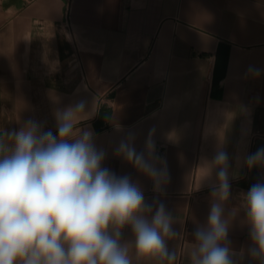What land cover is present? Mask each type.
Segmentation results:
<instances>
[{
    "label": "crops",
    "instance_id": "1",
    "mask_svg": "<svg viewBox=\"0 0 264 264\" xmlns=\"http://www.w3.org/2000/svg\"><path fill=\"white\" fill-rule=\"evenodd\" d=\"M80 101L102 167L171 215L175 264H189L209 215L218 169L205 164L225 151L231 258L260 264L242 202L264 183V166L245 164L264 148V0H0V134L35 120L55 135L54 113ZM129 135L146 156L151 139L167 173L159 190L115 154ZM121 240L133 264H166L137 259L130 228Z\"/></svg>",
    "mask_w": 264,
    "mask_h": 264
},
{
    "label": "clouds",
    "instance_id": "2",
    "mask_svg": "<svg viewBox=\"0 0 264 264\" xmlns=\"http://www.w3.org/2000/svg\"><path fill=\"white\" fill-rule=\"evenodd\" d=\"M259 70H251L258 75ZM56 134L28 120L18 131L0 134V264H133L122 232L130 228L137 259L148 256L175 264L167 241L175 239L172 217L159 203L153 214L140 186L102 167L106 153L97 150L94 133L80 124L88 118L80 101L55 113ZM129 135L115 154L148 176L157 190L166 168L157 169L151 139L137 153ZM251 169L264 166V148L247 156ZM217 182L205 225L194 232L189 264H234L229 247L230 220L224 203L230 194L229 163L218 150L205 164ZM207 175V176H208ZM242 206L250 226L249 254L264 264V183L254 184Z\"/></svg>",
    "mask_w": 264,
    "mask_h": 264
},
{
    "label": "built area",
    "instance_id": "3",
    "mask_svg": "<svg viewBox=\"0 0 264 264\" xmlns=\"http://www.w3.org/2000/svg\"><path fill=\"white\" fill-rule=\"evenodd\" d=\"M67 25H69V23H67Z\"/></svg>",
    "mask_w": 264,
    "mask_h": 264
}]
</instances>
